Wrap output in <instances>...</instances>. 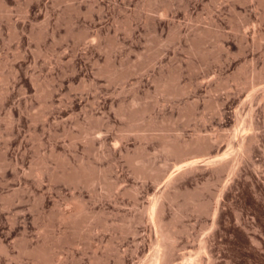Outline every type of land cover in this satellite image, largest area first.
Masks as SVG:
<instances>
[{
  "label": "rangeland",
  "instance_id": "1",
  "mask_svg": "<svg viewBox=\"0 0 264 264\" xmlns=\"http://www.w3.org/2000/svg\"><path fill=\"white\" fill-rule=\"evenodd\" d=\"M263 87L264 0H0V264H153L175 175L168 264H264Z\"/></svg>",
  "mask_w": 264,
  "mask_h": 264
},
{
  "label": "bare ground",
  "instance_id": "2",
  "mask_svg": "<svg viewBox=\"0 0 264 264\" xmlns=\"http://www.w3.org/2000/svg\"><path fill=\"white\" fill-rule=\"evenodd\" d=\"M241 41V40H240ZM243 44V43H242ZM261 79V78H260ZM246 80V79H245ZM260 85V84H259ZM263 90H264V87H263ZM132 124V123H131ZM141 128V127H140ZM147 130V129H146ZM127 131V130H126ZM130 131V130H129ZM142 131V130H141ZM149 131V130H148ZM123 132V131H122ZM137 132H139V131H137ZM137 132H135V133H137ZM145 132V131H144ZM156 132V131H155ZM123 133H125V132H123ZM130 133V132H129ZM146 133V132H145ZM149 133H150V131H149ZM158 133V132H157ZM121 134V133H120ZM138 134V133H137ZM141 136H142V134H140ZM247 135V134H246ZM242 136L241 137V139H240V142L238 143V145H239V149L240 150H243V152H244V154H246V155H248L249 154V152H250V147H251V145H252V143H254V141H255V139H254V137L253 136ZM152 136V135H151ZM151 136H149V137H151ZM148 137V138H149ZM153 137V136H152ZM147 139V138H146ZM174 146V145H173ZM164 147V146H163ZM164 149H165V151H167L168 150V146H165L164 147ZM167 149V150H166ZM179 150V149H178ZM168 153H170V152H168ZM220 157V156H219ZM193 159V158H192ZM191 160V159H190ZM184 162V161H183ZM229 162V161H228ZM227 162V154L225 153L221 158H218V159H214V160H210V161H208V164H206V165H210V167H212L213 169H215L216 171H218V174H220L219 172L220 171H227V170H229L230 172H232V171H234L233 169V167L235 166H233V165H231L230 164V162L228 163ZM58 163V162H57ZM61 163V162H60ZM66 163V162H65ZM195 161H192V162H189L187 165H186V171H187V167L188 168H192L193 166H195ZM59 166V165H58ZM65 166V165H64ZM197 166V165H196ZM77 168V167H76ZM60 170V169H59ZM71 170H76L75 168L74 169H71ZM79 170H80V168H79ZM82 170V169H81ZM185 170V168L183 169V171ZM212 170V169H211ZM77 171V170H76ZM181 171H182V169L180 170V173H178V174H180L181 175ZM215 171V172H216ZM225 171V172H226ZM72 171H70L69 172V174L71 173ZM82 172V173H81ZM80 172V174H82L83 175V173H85V172H83V170ZM88 172V171H87ZM185 172V171H184ZM183 172V173H184ZM73 173V172H72ZM78 173H79V171H78ZM90 173V172H89ZM217 173V172H216ZM74 174H77V172L75 173L74 172ZM79 174V175H80ZM86 174V173H85ZM68 175V174H67ZM67 175L65 174V176L67 177ZM70 175H73V174H70ZM70 175H68V178H65V181L66 182H70V184H71V182L72 181H74L73 183L76 185L79 181H81V180H84V179H82V178H79V176L77 177L76 175H73V176H71L70 177ZM80 176V177H83L84 178V175L83 176ZM92 175V174H91ZM179 175V176H180ZM183 175V174H182ZM181 175V176H182ZM57 176V175H56ZM62 176H63V178L65 177L64 176V174L63 175H61V176H59L60 177V179L62 178ZM179 176H178V178H179ZM55 177V176H54ZM89 177V176H88ZM70 178V179H69ZM175 178H176V175L173 177V176H170L169 178H168V180L166 181V187H165V189H163L159 194H157V195H154L153 196V198L149 201V203H148V205H147V207L146 208H144V213L146 214V216L148 217V219H149V221H150V224L152 225V227L154 228V230H155V234L157 235L156 237V241H155V250H154V254H153V258L151 259V262L153 263V264H168L169 262H170V259H171V255H172V253H173V248H174V234L172 233V234H170V232H168V224L165 222V220H164V218L163 217H165L164 215H165V203H169V202H174V200H172V198H171V195L173 196V194H170L168 191L169 190H167V187L169 188V186H171L172 184H174L175 182H173L174 180H175ZM56 179V178H55ZM59 179V178H58ZM67 179H69V180H67ZM81 179V180H80ZM92 179V178H91ZM62 180V179H61ZM64 180V179H63ZM92 180H94V179H92ZM58 181V180H57ZM76 182V183H75ZM58 183V182H57ZM87 183V182H86ZM67 184H69V183H67ZM80 184H82V182L80 183ZM83 184H85V183H83ZM229 185V184H228ZM173 186V185H172ZM76 187H77V185H76ZM225 187V186H224ZM71 188V187H70ZM81 188V187H80ZM170 188H173V187H170ZM72 189V188H71ZM72 190H74V189H72ZM225 190V189H224ZM159 192V191H158ZM174 199V198H173ZM199 204V203H198ZM216 205V204H215ZM197 206V205H196ZM199 207V206H198ZM202 208V207H201ZM201 208H197L196 207V209L194 208V209H192V210H194V212H197V211H201ZM78 209H80V210H78L77 212H82V214L84 213L82 210H81V208H78ZM76 210L77 209H75V212H74V214L70 211V214L71 215H73V217L75 216H77L76 215ZM213 210V209H212ZM167 211V210H166ZM206 212V211H205ZM62 213V212H61ZM59 214V213H58ZM68 214V215H67ZM66 215H64V213H62V214H60L59 215V217H60V219L62 220H64L65 221V219H70L72 216L71 215H69V213H67ZM216 214H217V208H214V210L212 211V217H215L216 216ZM71 216V217H70ZM78 216H81V214L80 215H78ZM77 216V217H78ZM82 216H84V217H86L84 214L82 215ZM72 217V218H73ZM217 217V216H216ZM139 218V217H138ZM59 219V218H58ZM59 219V220H60ZM83 219V218H82ZM83 220H85V219H83ZM82 220V221H83ZM66 221H68V220H66ZM74 221V220H73ZM81 221V222H82ZM57 222V221H56ZM61 222V221H60ZM64 223H67V222H64ZM68 223L70 224V223H72V219H71V221L69 220L68 221ZM79 223V222H78ZM135 223H136V221H135ZM81 224V223H80ZM71 225H74L73 223L71 224ZM70 225V226H71ZM135 225H137V224H135ZM58 226V225H57ZM131 226V225H130ZM134 227V226H133ZM83 228V227H82ZM131 228V227H130ZM129 230V229H128ZM130 232V231H129ZM136 232V231H135ZM61 239H57V241H58V244H60L59 243V241H60ZM56 241V242H57ZM44 244V243H43ZM35 249V248H34ZM38 249V248H37ZM40 250V249H39ZM35 251V250H34ZM33 252V251H32ZM35 252H39V254H40V251H38V250H36ZM34 252V253H35ZM31 253V252H30ZM37 253H35L36 255H37ZM29 254V253H28ZM32 255H34L33 253H31ZM38 254V255H39ZM47 254V253H46ZM37 255V256H38ZM40 255H43V254H40ZM47 256V255H46ZM32 257H34V256H32ZM36 257V256H35ZM42 257H45V254H44V256H42ZM42 257H40V258H38L37 260H39V261H41V258ZM47 258L48 257H46L44 260H46L47 261ZM58 260V259H57ZM48 262V261H47Z\"/></svg>",
  "mask_w": 264,
  "mask_h": 264
}]
</instances>
